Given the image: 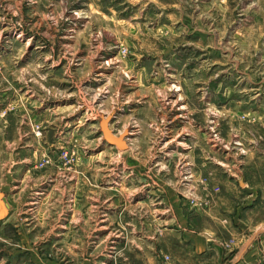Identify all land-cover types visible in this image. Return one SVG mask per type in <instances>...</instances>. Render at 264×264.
<instances>
[{
	"label": "rangeland",
	"instance_id": "1",
	"mask_svg": "<svg viewBox=\"0 0 264 264\" xmlns=\"http://www.w3.org/2000/svg\"><path fill=\"white\" fill-rule=\"evenodd\" d=\"M0 202V264H264V0H0Z\"/></svg>",
	"mask_w": 264,
	"mask_h": 264
},
{
	"label": "water",
	"instance_id": "2",
	"mask_svg": "<svg viewBox=\"0 0 264 264\" xmlns=\"http://www.w3.org/2000/svg\"><path fill=\"white\" fill-rule=\"evenodd\" d=\"M6 214V208L4 207V204L0 202V218L3 217Z\"/></svg>",
	"mask_w": 264,
	"mask_h": 264
},
{
	"label": "bare ground",
	"instance_id": "3",
	"mask_svg": "<svg viewBox=\"0 0 264 264\" xmlns=\"http://www.w3.org/2000/svg\"><path fill=\"white\" fill-rule=\"evenodd\" d=\"M9 207V206H8Z\"/></svg>",
	"mask_w": 264,
	"mask_h": 264
}]
</instances>
